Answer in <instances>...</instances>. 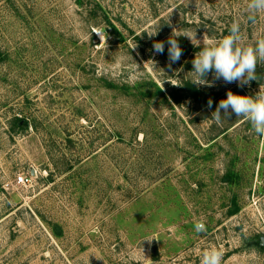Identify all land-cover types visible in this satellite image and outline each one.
Wrapping results in <instances>:
<instances>
[{"label": "rangeland", "instance_id": "1", "mask_svg": "<svg viewBox=\"0 0 264 264\" xmlns=\"http://www.w3.org/2000/svg\"><path fill=\"white\" fill-rule=\"evenodd\" d=\"M247 3L0 0V264H200L211 247L264 264V137L212 118L264 88V62L244 86L191 73L233 22L264 37Z\"/></svg>", "mask_w": 264, "mask_h": 264}, {"label": "clouds", "instance_id": "2", "mask_svg": "<svg viewBox=\"0 0 264 264\" xmlns=\"http://www.w3.org/2000/svg\"><path fill=\"white\" fill-rule=\"evenodd\" d=\"M247 13L248 21L255 22L257 14L264 13V0H248ZM174 37L173 33L167 41L170 64L178 62L183 54ZM164 48V42H156L153 45L157 54H163ZM258 62H264V37L258 38L254 46L246 44L241 35L239 22H233L229 34L219 40L205 41L203 38V46L192 60V83L197 86H212L214 81L222 79L225 83L237 82L240 86H244L253 80H258L256 73ZM209 73L212 74L213 81L207 79ZM208 107H212L211 99L208 101ZM222 111L223 117L234 113L236 117L249 122L254 132L264 137V88L260 87L255 96L238 95L228 91L226 98L221 99L217 104L212 118L220 122ZM195 231L197 233L206 231L205 223L196 222ZM222 256L221 250L211 247L203 252L200 264H221Z\"/></svg>", "mask_w": 264, "mask_h": 264}, {"label": "built area", "instance_id": "3", "mask_svg": "<svg viewBox=\"0 0 264 264\" xmlns=\"http://www.w3.org/2000/svg\"><path fill=\"white\" fill-rule=\"evenodd\" d=\"M17 182L19 184H22L23 186H27L32 182V177L28 176V175H19L17 177Z\"/></svg>", "mask_w": 264, "mask_h": 264}, {"label": "flooded vegetation", "instance_id": "4", "mask_svg": "<svg viewBox=\"0 0 264 264\" xmlns=\"http://www.w3.org/2000/svg\"><path fill=\"white\" fill-rule=\"evenodd\" d=\"M257 245H259L260 247L264 245V239H259L256 243Z\"/></svg>", "mask_w": 264, "mask_h": 264}]
</instances>
